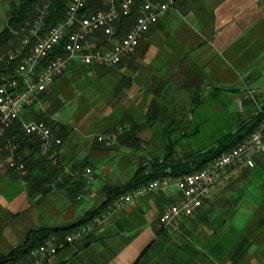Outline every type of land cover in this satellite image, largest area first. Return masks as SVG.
<instances>
[{"label":"crops","instance_id":"obj_1","mask_svg":"<svg viewBox=\"0 0 264 264\" xmlns=\"http://www.w3.org/2000/svg\"><path fill=\"white\" fill-rule=\"evenodd\" d=\"M4 2L0 0V32L6 26ZM58 79L64 84L73 80L78 84L81 104L73 114L75 118L68 122L59 119L63 114L56 109L57 98H52L56 79L47 91L36 94L18 122L46 120L50 124L53 135L62 142L58 148L60 165L54 166L40 156L36 138L22 148L20 158L28 170L23 177L9 167L8 149L0 146V262L24 244L29 231L71 227L103 204L106 191L127 183L135 173L122 184L95 187L99 170L103 174L109 170L103 167V160L114 157L119 149L135 150L131 131L138 144L136 151L150 144L161 151L167 148V141H174L172 154L180 159L214 145L208 143L204 132L223 127L221 123L213 127L214 118L209 116L231 115L233 104L234 117L240 112L245 115L242 119H247L246 113L257 112L264 103V0H183L145 33L139 46L118 66H85L73 60ZM67 96L63 90L62 98L68 100ZM237 120L240 118L233 122L227 119L230 132L236 129ZM179 133L182 138L197 139L200 149L178 144ZM100 137L111 139V145L99 141ZM263 156H258L255 164L264 163ZM164 157L160 153L138 160L136 166ZM86 167L95 180L84 188L85 178L76 174ZM211 189L209 200L196 215L181 220L180 231L186 239L202 232L223 235L222 240L213 241L210 252L197 255L195 262L198 258L207 263L225 259L226 264H233L230 255L235 247L224 257L227 236L244 237L247 224L255 217L264 228V188H260V199L244 205L255 212L247 222L238 220L244 214L220 188ZM177 198V191L142 198L84 240L61 244L57 254L44 264H134L145 247L157 239L162 229L159 217ZM259 207L261 214L257 213ZM181 241L196 250L193 242ZM29 260L24 256L16 263L27 264Z\"/></svg>","mask_w":264,"mask_h":264},{"label":"built area","instance_id":"obj_2","mask_svg":"<svg viewBox=\"0 0 264 264\" xmlns=\"http://www.w3.org/2000/svg\"><path fill=\"white\" fill-rule=\"evenodd\" d=\"M183 0H107L108 8L81 16L88 0H70L63 20L50 27L41 35L42 16L35 22L30 36L25 38L14 51L1 54L0 64L6 67L17 62L12 74L0 78V141L16 122L22 112L33 104L36 94L47 91L69 69L73 60L85 66L97 65L111 68L133 52L141 39L161 16L176 7ZM134 17V22L119 37L116 25L122 18ZM102 34L109 44L98 48L89 41L95 34ZM66 39V55L53 56L56 46ZM8 69V68H7ZM27 136L39 139V154L54 166L60 165L58 148L62 142L55 138L50 127L43 121H33L21 125ZM107 146L111 139L98 138ZM10 152L9 167L26 175L25 164L17 153L15 144L7 146ZM264 153V118L240 144L208 162L201 170L187 174L182 178L167 176L156 179L141 188L126 192L107 204L87 223L68 232L63 243L72 244L103 226L111 217L125 207L140 199L175 187L177 201L170 205L160 217V223L173 232L179 230L183 217H193L210 198V189L227 172L241 165L255 167V160ZM76 176H83L86 185H90L94 176L90 168H84ZM59 236L53 235L37 250L30 253L28 264H43L52 258L59 248ZM18 264V263H14Z\"/></svg>","mask_w":264,"mask_h":264},{"label":"trees","instance_id":"obj_3","mask_svg":"<svg viewBox=\"0 0 264 264\" xmlns=\"http://www.w3.org/2000/svg\"><path fill=\"white\" fill-rule=\"evenodd\" d=\"M70 0H51L48 5V10L41 15L42 25L40 34L44 35L57 22L63 20L67 5ZM43 4V0H14L10 1V18L5 28L0 32V55L14 51L21 45L23 40L30 36V31L35 22H38L37 8ZM107 0H88L87 6L81 11V16L95 12L99 9H107ZM134 22V17L122 18L116 25V31L119 37H122L124 31ZM66 39H63L53 51V56L66 55L64 47ZM101 47V45H99ZM17 62L10 64L8 67L4 63L0 64V78L4 74H12ZM8 68V69H7ZM246 113V112H245ZM247 119L236 121V129L233 132H228L220 136L213 146L199 150L189 157L175 159L173 157L174 147H167V153L162 160L153 159L148 164H141L133 177L124 185L106 191V200L96 210L88 213L85 218L67 228H41L29 231L26 235L23 245L13 249L6 256L2 263H16L20 257H29L33 250H36L40 245L46 243L53 235L64 237L68 232L79 226L87 223L95 214L103 209L107 204L111 203L118 196L130 192L134 189L141 188L153 180L161 179L167 176L173 178H182L183 176L201 170L208 162L219 157L231 148L240 144L264 118V103L259 106L255 113H246ZM50 126L46 120H40ZM133 137L132 146L135 150L138 144L135 141L134 132L129 133ZM36 139L34 136H27L21 129L19 122H16L9 130L5 137L0 141L1 147L8 146L9 143L15 144L19 157L22 153V148L26 144L32 143ZM137 144V145H136ZM169 149V150H168ZM39 153V141L37 150ZM28 173V170H27ZM249 242L247 238H243L238 245L232 249L230 261L233 264H238L247 254ZM190 254L187 258L182 254ZM205 252L195 250L189 245L177 246L168 237L165 229H161L155 241L151 242L140 253L134 264H196L195 257L202 255Z\"/></svg>","mask_w":264,"mask_h":264},{"label":"rangeland","instance_id":"obj_4","mask_svg":"<svg viewBox=\"0 0 264 264\" xmlns=\"http://www.w3.org/2000/svg\"><path fill=\"white\" fill-rule=\"evenodd\" d=\"M10 1H12V0H5V2H4L6 25L8 23L9 18H10ZM50 1L51 0H43V4L37 8V18H39L41 15L45 14V12L48 10V5H49ZM89 41L92 43H96L98 48H103L104 46L109 45L105 41L102 34H98V33L91 36ZM99 45H101V47H99ZM85 74H87V73H85ZM61 87H63V89H59ZM55 88L56 89L54 92V96L52 98H54V97L57 98L58 104L56 105V109H58V113L63 114V116L60 117L59 119L61 121H64V122H68L69 120L71 121V119L75 118V115H73V114L76 112L79 104H81V102H80L81 99L79 97L80 94H79L78 84L74 80H73V82H68V83L64 84L61 79H57V83H56ZM63 90H66V93L68 94V96H67V97H69V98H67L68 100H64L62 98ZM59 94H61V95H59ZM229 112L231 113V115L230 114L229 115L224 114V115H219V116H217V115L209 116L210 118H212V117L214 118L213 127H215L216 124L221 123L220 126H221V128L222 127L223 128L219 131L208 130V132H204V136L205 135L208 136V143H211V142L214 143L219 136H222L223 134H226V133L231 131L230 130L231 129L230 124L228 126L227 119L230 118V122H233V121H235V117L242 119L245 116L244 114L242 115V113H240V112L235 117L232 116V115H234L233 113L236 112L235 104L230 106ZM231 126H232V124H231ZM209 127H212V126H209ZM189 133H192V132H189ZM181 134L182 133H179V135H178V138H179L177 141L178 144H180L182 146L190 144V145H192V147H190V149H192V150L193 149H195V150L200 149V147H199L200 144L197 141V139H193L191 137L182 138ZM126 135H127V133L123 131L122 137L123 136L125 137ZM117 142H118V140H117ZM115 143L116 142H114V144ZM175 143L176 142H174V141H172V142L167 141L166 142V144L168 145L167 146L168 148H170ZM115 147H116V145H115ZM187 149H189V148H187ZM120 150L121 149L116 151L117 154H115L114 157L106 158L105 160H103V162H102V163H104L103 167H108L109 170H108V173H106V174H103L101 172L102 171L101 169L99 170V172H100V173H98L99 177L95 181V187L96 188H101L103 185H119L120 183L122 184V183L126 182L128 179H130L131 176L138 169L136 166V162L138 160L139 161L140 160L145 161V160L151 159L152 157H156V156L160 155V153H162L164 156L167 153V148L159 151L160 149H158L156 146H154L152 144L148 145L146 148L141 149L139 151H136V150L131 151L130 149H123L121 151ZM9 155H10V152H9ZM128 160H130V161H128ZM21 161H23V160L21 159ZM255 165H256L255 168L254 167L250 168L246 165H241V166L233 169L232 171L230 170L231 172L229 174H227L228 173L227 172L226 173L227 175L225 174L226 176L224 175L214 186L211 187L212 188L211 192H213V190H215L217 188H220L223 191L224 196L228 200L231 201L232 205H234V206L237 205V208L241 209L240 213L244 214V217L242 215H239L238 216L239 221L244 220L247 222L248 219H246V218L251 217L252 214L255 215V212H251L249 210V208H246L247 209L246 210L244 208V205L247 204V206H248L251 203L253 204L255 202L253 200L260 199V196H261L260 188H262V187L264 188V163H262V164L259 163V164H255ZM25 169H26V174H27L26 164H25ZM24 176H26V175H24ZM94 180H95V178H94ZM88 186H90V185H88ZM88 186L86 185V183L84 184V188H87ZM176 191L177 190L175 189V187H171L170 189H168L165 192H172L173 193ZM159 192H163V191H159ZM246 195L248 196V202L243 203L245 201V197H247ZM263 205H264V203H263ZM122 210H120V211H122ZM120 211H118V212H120ZM257 213H259V214L262 213L260 207H259ZM160 217H159V223H160ZM183 218H192V217H183ZM183 218H181V220ZM218 218H220V217H217V219ZM181 220H180V227H181ZM218 220H220V219H218ZM218 222L219 221H217V223ZM259 223H260V218L255 217V218L251 219L249 221V223L247 224V228L244 231V234H245L244 237L248 239L249 249H248V252H247V254H246V256H245V258L241 264H264V228L262 229V227H260ZM103 226L96 228L94 231H96L99 228H102ZM161 227L163 229H165L168 234H169V232L172 233L169 235V238L177 246L183 245L182 244L183 241H181V240H185L186 242H188V244L190 241V242H193L194 244L197 245L196 250H199L200 252H210L211 246L214 243L213 241L219 240V239L222 240V238L224 237L223 235H218L217 233L214 234V236H212V235L208 236L206 233L202 232V233H199L194 239H191V238L186 239L183 231L182 230L180 231V227H179V230L176 232H173L170 229L165 228L164 226H162V224H161ZM227 237H228L227 245H224L225 246L224 257H225V254L229 253L233 247H236L237 239H238V242H240L244 238V237H241V235L236 237V239L234 238L235 236H233V235H229ZM60 238H62V237L61 236L59 237V240H60L59 241V247L61 246V244H64L63 242L61 243ZM84 239H82V240H84ZM225 239H226V236H225L224 240ZM79 241H81V240H78L76 242H79ZM76 242H74V243H76ZM74 243H72V244H74ZM65 244H67V243H65ZM68 245H70V244H68ZM33 251H35V250H33ZM57 252H58V250H57ZM28 258L30 259V255ZM47 260H49V259H47ZM47 260H45L43 262V264ZM227 261L228 260H225V259L224 260L215 259L212 261L209 260V262L207 263L205 260L198 258L196 264H226ZM18 264H20V263H18Z\"/></svg>","mask_w":264,"mask_h":264},{"label":"bare ground","instance_id":"obj_5","mask_svg":"<svg viewBox=\"0 0 264 264\" xmlns=\"http://www.w3.org/2000/svg\"><path fill=\"white\" fill-rule=\"evenodd\" d=\"M259 125H262V121L259 123ZM232 149V148H231Z\"/></svg>","mask_w":264,"mask_h":264},{"label":"water","instance_id":"obj_6","mask_svg":"<svg viewBox=\"0 0 264 264\" xmlns=\"http://www.w3.org/2000/svg\"><path fill=\"white\" fill-rule=\"evenodd\" d=\"M255 111H256V110H255ZM255 111H254V112H255ZM249 112H253V111L249 110Z\"/></svg>","mask_w":264,"mask_h":264}]
</instances>
